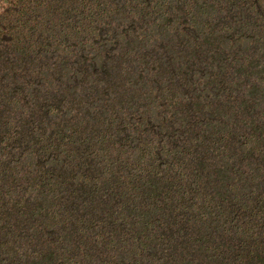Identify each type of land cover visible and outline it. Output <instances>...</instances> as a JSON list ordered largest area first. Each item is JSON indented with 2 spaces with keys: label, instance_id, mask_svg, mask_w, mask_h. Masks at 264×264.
I'll return each mask as SVG.
<instances>
[{
  "label": "trees",
  "instance_id": "16d2710c",
  "mask_svg": "<svg viewBox=\"0 0 264 264\" xmlns=\"http://www.w3.org/2000/svg\"><path fill=\"white\" fill-rule=\"evenodd\" d=\"M0 264H264L260 0H0Z\"/></svg>",
  "mask_w": 264,
  "mask_h": 264
},
{
  "label": "rangeland",
  "instance_id": "374dc122",
  "mask_svg": "<svg viewBox=\"0 0 264 264\" xmlns=\"http://www.w3.org/2000/svg\"><path fill=\"white\" fill-rule=\"evenodd\" d=\"M262 7L264 8V0H260Z\"/></svg>",
  "mask_w": 264,
  "mask_h": 264
}]
</instances>
